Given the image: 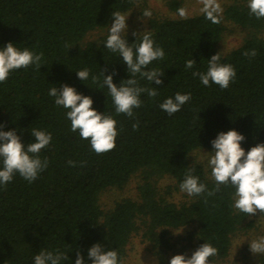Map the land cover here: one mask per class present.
Returning a JSON list of instances; mask_svg holds the SVG:
<instances>
[{"label":"trees","instance_id":"1","mask_svg":"<svg viewBox=\"0 0 264 264\" xmlns=\"http://www.w3.org/2000/svg\"><path fill=\"white\" fill-rule=\"evenodd\" d=\"M133 4L134 0H0V48L12 42L19 49L43 54L39 69L30 65L14 70L0 83V130L15 131L25 147L35 141L33 128L52 135L50 145L39 153L48 166L33 182L16 174L0 186V264H34L39 251L57 249L68 256L61 264H75L77 252L84 264H91L87 252L96 243L116 250L121 264L130 237L140 227L142 237L162 259L160 253L169 247L167 228L190 224L196 227L199 246L207 242L218 249L209 259L222 260L245 221L247 214L233 206L231 184L220 185L212 196H189L187 202L176 204L157 196L148 178L167 175L180 189L185 172L195 166L193 175L213 190L215 182L203 166L189 161L193 150H213L211 141L229 129L244 136L240 144L245 152L264 143V38L256 34L264 30V18L250 13L248 0H235L222 15L205 10L187 18L150 19L147 31L165 55L145 70L155 68L164 75L156 84L137 74L139 86L155 87L158 96L141 93V106L128 117L115 112L108 89L102 86L103 75L112 74L117 86L130 78L122 57L104 46L108 34L97 41L82 40L113 21L112 12L122 13ZM207 12L220 22L212 23ZM225 19L252 33L238 47L220 54V62L236 70L228 88L211 82L204 86L192 72L207 70ZM143 33L137 38L124 36L128 44L139 43ZM252 49L255 57L243 55ZM188 59L196 61L194 68H185ZM84 68L90 75L82 81L76 71ZM92 76L98 80L93 82ZM62 84L91 97L95 110L116 120L118 135L111 151L97 154L79 131H71L68 110L48 95L50 88L59 90ZM177 92L190 93L191 100L169 116L159 104ZM133 123H138L136 130ZM70 160L75 166L68 164ZM139 170L145 173L139 199L125 198L104 210L99 194L123 187ZM254 264H264V256Z\"/></svg>","mask_w":264,"mask_h":264},{"label":"clouds","instance_id":"2","mask_svg":"<svg viewBox=\"0 0 264 264\" xmlns=\"http://www.w3.org/2000/svg\"><path fill=\"white\" fill-rule=\"evenodd\" d=\"M250 13L257 19L264 18V0H248ZM216 11H219L217 6ZM145 17L151 16V11L145 10ZM181 18H187L183 9L179 11ZM114 20L108 28V35L104 46L113 53H119L127 66L130 78L122 80L117 86L113 83L112 74L103 75V85L108 89L117 114L134 116V109L142 104L141 93H147L149 97H157L155 87H140L137 74L146 78L149 82L155 81L161 84V76L164 71L158 69L145 70L154 60H162L164 51L154 45L151 32L144 31L139 43L128 44L124 34L126 33L127 16L119 11L112 12ZM206 18L212 23L220 20L212 12H207ZM137 38V33H133ZM136 40V39H135ZM71 47V46H70ZM245 56L255 57V49L245 51ZM43 58L42 53H34L28 48L19 49L12 42L6 43L0 48V83L5 82L10 72L28 68L35 65L38 69ZM220 51L208 59L207 70L204 72L193 71L192 75L198 77L204 86H210V82L218 85L221 89L228 88L231 81L236 77V70L231 64L221 63ZM196 61L188 59L185 68H194ZM78 78L85 81L90 72L87 68L76 71ZM103 74V73H102ZM93 82L98 80L92 76ZM48 95L54 97V103L67 109L66 117L71 122V131H79L80 138L88 140L91 149L97 154L111 151L115 147V138L118 135L116 120L110 114L98 112L92 107L91 97L78 93L74 87L62 84L49 89ZM191 100L190 93H175L174 98L168 97L159 104V108L169 116L181 110V107ZM2 127V126H0ZM133 130L138 128V123H133ZM31 135L35 141L25 145L21 142L13 130H0V186H6L13 180L14 175L19 174L29 183L33 182L38 174L48 166V159L40 158L39 153L47 148L52 135L45 130L33 128ZM244 136L235 129L221 131L211 141V152H204L201 160L206 159L207 167L211 169V178L215 182V188L209 190L199 177L193 175L195 166L189 167L179 187L181 192L190 197H198L202 194L212 196L220 190V185L231 184L235 188L233 194L234 208L246 213L248 216L255 215L257 211L264 214V143H258L247 152L241 147L240 142ZM74 161H68L70 166H75ZM181 231V230H180ZM180 231H174L179 234ZM249 249L253 255L264 256V236L249 239ZM218 249L211 243L201 244L190 257L176 254L169 260V264H210V257L216 256ZM91 264H120L118 253L114 249H104L99 243L93 244L87 252ZM34 264H61L68 260L66 253L59 249L53 251L41 250L34 255ZM75 264H84V257L77 252Z\"/></svg>","mask_w":264,"mask_h":264},{"label":"rangeland","instance_id":"3","mask_svg":"<svg viewBox=\"0 0 264 264\" xmlns=\"http://www.w3.org/2000/svg\"><path fill=\"white\" fill-rule=\"evenodd\" d=\"M235 0H134L133 6L122 12L127 16L126 33H143L149 28L150 19L181 18L179 11L183 9L187 17L197 15L205 10H213L219 15L223 14L225 7ZM217 6L219 11H216ZM145 10L151 11L150 17L143 15ZM113 21L103 27H98L88 32L82 43L97 41L101 36L108 34V28ZM224 31L217 44V52L226 54L238 47L244 38L252 33V30L234 24L229 20L223 21ZM264 38V30L256 33ZM208 149H196L189 154V161L200 163L210 180L211 169L207 167L206 159L201 160L204 152H211ZM145 173L137 171L129 181L121 188L109 187L99 194V202L104 210L111 208L116 202L129 198L139 199L138 188L144 183ZM148 180L155 188L157 196L176 204L184 203L189 200V196L175 187L174 180L167 175H151ZM181 230V231H180ZM174 231H180L174 234ZM142 227L135 231L130 237L126 247L125 255L121 264H169V260L176 254H183L186 258L190 257L199 244L197 242L196 227L194 224L184 225L177 228H167V238L169 247L160 254L162 259L156 255V248L152 247L150 241L142 237ZM264 236V214L257 213L246 217L240 228L231 238L228 254L222 260H210V264H254L262 255H253L249 249V239Z\"/></svg>","mask_w":264,"mask_h":264}]
</instances>
